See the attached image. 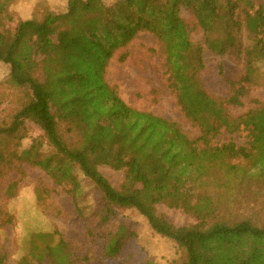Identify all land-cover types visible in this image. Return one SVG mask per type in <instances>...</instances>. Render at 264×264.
Wrapping results in <instances>:
<instances>
[{"label":"trees","instance_id":"16d2710c","mask_svg":"<svg viewBox=\"0 0 264 264\" xmlns=\"http://www.w3.org/2000/svg\"><path fill=\"white\" fill-rule=\"evenodd\" d=\"M15 1L0 0V62L9 65L8 83L22 92L19 106L0 121V187L8 171H45L80 204L104 260L123 256L138 235L137 223L122 218L102 234L89 219L96 215L107 226L123 208L138 211L155 234L172 241L181 264H264V101L253 99L240 114L231 109L246 106L253 89L264 84V1L69 0L65 11L47 9L41 19L20 21L8 50L12 27L4 25L6 17L12 20ZM184 9L194 21L183 16ZM200 31L204 40H195ZM27 32L28 40H20ZM144 32L157 38L167 87L197 135L129 105L107 78L115 54ZM207 51L233 52L242 65L229 80L227 96L214 95L204 84ZM127 58V52L120 56ZM30 123L42 134L24 147ZM242 130L243 145L221 140ZM101 166L124 172L120 187ZM81 174L97 190L90 206L81 205ZM17 187V181L8 184V198ZM159 205L194 222L172 223ZM6 261L0 248V264ZM79 261L93 264L89 256H76L59 230L38 229L30 233L28 255L19 264Z\"/></svg>","mask_w":264,"mask_h":264},{"label":"rangeland","instance_id":"374dc122","mask_svg":"<svg viewBox=\"0 0 264 264\" xmlns=\"http://www.w3.org/2000/svg\"><path fill=\"white\" fill-rule=\"evenodd\" d=\"M69 0H16L10 7L11 19L6 17L4 26L12 27L8 32V50L16 42L15 28L20 21L37 17L41 19L44 12L50 9L62 12L67 9ZM117 0H107L113 4ZM256 3L264 0H253ZM9 16V17H10ZM183 16L194 21L190 11L184 9ZM14 28V29H13ZM28 32L20 40H28ZM195 40H204L203 33L194 34ZM5 49H2V51ZM123 52L128 53L125 61L120 59ZM206 69L203 81L207 89L216 96L229 94V80L236 77L242 68L233 52L216 55L210 51L205 54ZM9 65L0 62V121L5 114L12 112L19 105L22 92L7 81ZM107 78L117 84L122 98L131 106L146 109L178 122L190 135L198 134V129L182 114L173 95L170 93L165 76L164 54L157 38L148 32L141 33L127 48L118 51L112 58L107 71ZM264 79V76L262 77ZM264 101V84L261 83L252 91L246 100V106L232 107L235 114L245 112L254 105L253 99ZM30 137L23 146L32 142L31 137L40 136L42 130L30 123ZM75 138V135H74ZM233 138L243 145L247 141V131H239L230 137L224 134L222 141ZM101 171L115 187H120L124 180L122 170L101 166ZM18 172H7L0 187V248L6 252V264H19L23 256L28 255V239L34 230H59L71 245L74 254L79 258L89 256L93 264H145L150 259L160 264H181L175 244L155 234L147 220L135 209H117L116 218L107 226L101 225L98 217L92 215L89 225L95 233H107L114 230L122 218H130L137 223V237L129 240L123 256L119 259L104 260L101 246L93 242L87 230L86 222L80 213V204L64 187L57 186L52 178L40 168L24 166ZM83 194L81 205L90 206L97 193L94 183L81 174ZM17 181L16 196L8 198V184ZM39 189V190H38ZM39 194V196H38ZM158 210L169 221L177 225H188L194 219L175 208L159 205ZM97 240L99 238L97 237ZM77 264H81L79 261Z\"/></svg>","mask_w":264,"mask_h":264}]
</instances>
